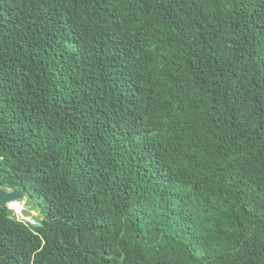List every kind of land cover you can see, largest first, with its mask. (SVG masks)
Here are the masks:
<instances>
[{
  "label": "trees",
  "instance_id": "trees-1",
  "mask_svg": "<svg viewBox=\"0 0 264 264\" xmlns=\"http://www.w3.org/2000/svg\"><path fill=\"white\" fill-rule=\"evenodd\" d=\"M0 264H264V0H0Z\"/></svg>",
  "mask_w": 264,
  "mask_h": 264
},
{
  "label": "water",
  "instance_id": "water-1",
  "mask_svg": "<svg viewBox=\"0 0 264 264\" xmlns=\"http://www.w3.org/2000/svg\"><path fill=\"white\" fill-rule=\"evenodd\" d=\"M4 175V171L0 170V180ZM27 198L26 193L21 188L6 189L0 185V206H7L13 201H19Z\"/></svg>",
  "mask_w": 264,
  "mask_h": 264
},
{
  "label": "built area",
  "instance_id": "built-area-1",
  "mask_svg": "<svg viewBox=\"0 0 264 264\" xmlns=\"http://www.w3.org/2000/svg\"><path fill=\"white\" fill-rule=\"evenodd\" d=\"M30 213L23 214V213H15L17 219L21 220L24 222L26 225L30 226H39L40 225V220L41 217L39 215L38 210H29Z\"/></svg>",
  "mask_w": 264,
  "mask_h": 264
},
{
  "label": "rangeland",
  "instance_id": "rangeland-1",
  "mask_svg": "<svg viewBox=\"0 0 264 264\" xmlns=\"http://www.w3.org/2000/svg\"><path fill=\"white\" fill-rule=\"evenodd\" d=\"M18 202V203H17ZM14 203H17V204H19V205H21L22 206V211H21V213H23V214H26V212L27 213H30L29 212V210H34V208H33V206L31 205V203L28 201V198H25V199H23V200H19V201H16V202H14ZM11 204H13V203H11ZM8 207H9V205H7ZM13 210V212L14 213H20V212H17L16 210H14V209H12ZM36 210V209H35Z\"/></svg>",
  "mask_w": 264,
  "mask_h": 264
},
{
  "label": "bare ground",
  "instance_id": "bare-ground-1",
  "mask_svg": "<svg viewBox=\"0 0 264 264\" xmlns=\"http://www.w3.org/2000/svg\"><path fill=\"white\" fill-rule=\"evenodd\" d=\"M14 202H16V201H13V202H11V203H13V204H15L16 205V207H12V205L13 204H11V203H9L8 205H9V208L10 209H14V210H16L17 212H21L22 211V206L21 205H19V204H17V203H14Z\"/></svg>",
  "mask_w": 264,
  "mask_h": 264
},
{
  "label": "clouds",
  "instance_id": "clouds-1",
  "mask_svg": "<svg viewBox=\"0 0 264 264\" xmlns=\"http://www.w3.org/2000/svg\"><path fill=\"white\" fill-rule=\"evenodd\" d=\"M12 207H16V205H15V204H13V205H12Z\"/></svg>",
  "mask_w": 264,
  "mask_h": 264
}]
</instances>
